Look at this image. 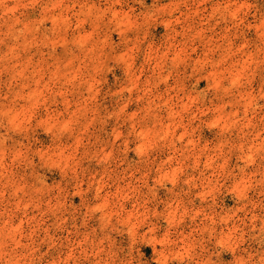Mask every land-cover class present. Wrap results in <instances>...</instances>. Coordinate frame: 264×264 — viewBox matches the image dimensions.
Returning a JSON list of instances; mask_svg holds the SVG:
<instances>
[{
  "label": "clouds",
  "instance_id": "1",
  "mask_svg": "<svg viewBox=\"0 0 264 264\" xmlns=\"http://www.w3.org/2000/svg\"><path fill=\"white\" fill-rule=\"evenodd\" d=\"M0 264H264V0H0Z\"/></svg>",
  "mask_w": 264,
  "mask_h": 264
}]
</instances>
